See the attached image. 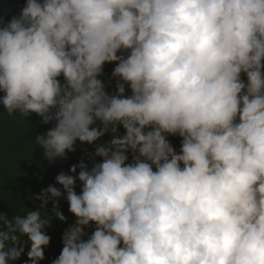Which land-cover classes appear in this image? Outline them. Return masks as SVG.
Instances as JSON below:
<instances>
[{"label": "clouds", "instance_id": "obj_1", "mask_svg": "<svg viewBox=\"0 0 264 264\" xmlns=\"http://www.w3.org/2000/svg\"><path fill=\"white\" fill-rule=\"evenodd\" d=\"M0 93L42 159L89 161L0 213V264L45 260L61 199L51 264H264V0H25Z\"/></svg>", "mask_w": 264, "mask_h": 264}, {"label": "trees", "instance_id": "obj_2", "mask_svg": "<svg viewBox=\"0 0 264 264\" xmlns=\"http://www.w3.org/2000/svg\"><path fill=\"white\" fill-rule=\"evenodd\" d=\"M24 3L25 0H0V19L7 21L12 16L18 15ZM113 67L114 65L105 66L106 78L111 76ZM2 95L3 93H0V96ZM38 121L39 117L35 114L28 118L19 114L9 116L0 105V213H7L11 216L17 213L26 214L28 210H36L40 202L34 201V198L42 189L49 185L60 187L55 183V177L59 173H69L70 167L78 165L81 160L89 163L85 152L79 147L75 153H69L66 160H56L49 164L48 161L42 159V150L35 145V136L45 133L52 125L39 124ZM171 142L179 150V139L172 138ZM84 147L88 148L89 152L93 150L87 145ZM96 159L99 161V158ZM76 191L77 193L80 191L79 181H77ZM59 206L67 222L54 220L51 228L46 230L51 240L50 246L45 251L46 258L41 264H51V261L59 256L63 246V232L75 222V217L69 212L65 199L60 200ZM51 207L52 205L49 204L47 209L49 212ZM88 231L91 232V229ZM24 240L27 241V238L25 237ZM29 248L30 243L17 264H25Z\"/></svg>", "mask_w": 264, "mask_h": 264}]
</instances>
